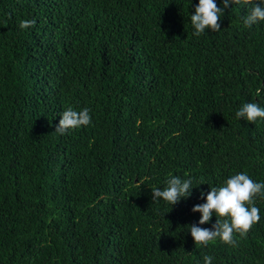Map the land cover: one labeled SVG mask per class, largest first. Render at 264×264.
<instances>
[{
    "label": "trees",
    "instance_id": "trees-1",
    "mask_svg": "<svg viewBox=\"0 0 264 264\" xmlns=\"http://www.w3.org/2000/svg\"><path fill=\"white\" fill-rule=\"evenodd\" d=\"M198 2L0 0V264H264V198L236 247L189 231L201 190L264 181V119L236 117L264 107V21L241 0L195 36ZM68 106L92 122L61 135ZM171 176L191 196L153 201Z\"/></svg>",
    "mask_w": 264,
    "mask_h": 264
},
{
    "label": "clouds",
    "instance_id": "clouds-1",
    "mask_svg": "<svg viewBox=\"0 0 264 264\" xmlns=\"http://www.w3.org/2000/svg\"><path fill=\"white\" fill-rule=\"evenodd\" d=\"M239 4L241 0H222L223 8L218 7L216 0H199L195 6L194 14L190 20L195 31L193 35L200 36L206 29L219 31L221 17L232 4ZM244 4H252L249 14L244 17L243 24L251 27L253 24L264 21V0H243ZM34 19H22L19 23L21 29L33 27ZM257 96L260 89L256 90ZM61 118L55 132L63 135L67 131L88 126L92 122L90 109L85 107L76 110L72 106L60 114ZM237 118H244L248 122H255L258 118L264 119V107L256 102H246L236 112ZM192 179H182L171 176L163 188H152V200L162 199L172 206L181 198H188L192 194ZM200 198L204 203L195 204L191 211L199 212L200 219L189 225V231L195 244L208 245L217 239L236 247V235L245 238L254 224L260 220V209L255 205L257 198H264V181H254L247 172H238L226 179L219 187H210L206 196L201 190ZM167 213V212H166ZM215 214L216 221L211 228H202L199 225L209 223ZM204 264H212L214 259L210 255L203 257Z\"/></svg>",
    "mask_w": 264,
    "mask_h": 264
}]
</instances>
